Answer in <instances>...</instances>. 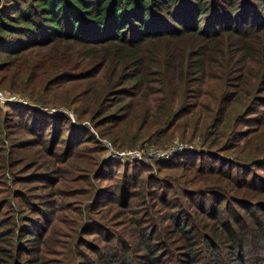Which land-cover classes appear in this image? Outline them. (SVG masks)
Returning a JSON list of instances; mask_svg holds the SVG:
<instances>
[{
  "label": "rangeland",
  "instance_id": "obj_1",
  "mask_svg": "<svg viewBox=\"0 0 264 264\" xmlns=\"http://www.w3.org/2000/svg\"><path fill=\"white\" fill-rule=\"evenodd\" d=\"M49 55L24 58L33 80L49 66L40 86L23 84L18 92L8 82L0 86V220L16 227L30 215L27 203L55 204L39 264H264V224L252 220H264L256 210L264 207V191L257 190L264 185V113L248 110L264 98L253 79L257 69L240 73L235 66L220 74L213 66L210 85L188 82L186 91L150 80L140 97L126 96L120 85L95 115L97 85L65 82L62 74L82 72H72L75 63L62 69ZM164 61L146 72L162 74ZM164 106L170 109L165 122L155 114ZM221 113V125L209 123ZM33 131L41 134L35 138ZM181 221L185 236L175 231ZM223 224L238 238L234 255L222 247ZM37 245L35 238L25 242ZM28 251L23 248L22 260Z\"/></svg>",
  "mask_w": 264,
  "mask_h": 264
},
{
  "label": "trees",
  "instance_id": "obj_2",
  "mask_svg": "<svg viewBox=\"0 0 264 264\" xmlns=\"http://www.w3.org/2000/svg\"><path fill=\"white\" fill-rule=\"evenodd\" d=\"M263 12L264 0H5L0 4V86L8 82L7 87L12 92H18L23 84L39 83L40 86L47 80L49 66L33 80L35 72L24 58L30 55L35 56V60L39 55L52 53L49 55L51 63L58 61L62 69L72 68L75 63L72 72H82L80 77L73 73L62 74L65 82H84L91 88L97 85V95L93 96L97 108L92 114L95 115L101 113L104 99L111 94L112 98L120 85L124 86L123 92L128 90V97L132 94L140 97L146 90L144 84L150 80L157 86L175 82L186 91L188 82H213L215 73H209L213 66L220 74L232 73L235 66L240 68V73L257 69L253 79L264 88ZM256 33L262 36L259 42L251 41ZM223 38L226 39L215 47L207 46L208 41ZM174 41L183 44L174 46ZM215 54L224 56L216 59ZM164 59L162 74L146 72L149 66ZM246 61L249 69L245 68ZM112 81L111 87L106 88ZM146 95L147 92L142 97ZM105 105L113 107L109 101ZM258 107L262 109L258 111ZM248 110H252L250 114L257 111L263 115L264 98H259L258 106ZM169 112L164 106L155 114L165 122L170 118ZM184 115L181 113L177 118ZM221 118L222 113L220 117L216 114L209 118V123L219 126ZM206 119L200 121L204 123ZM30 134L36 138L41 131ZM73 136L75 144L78 143L80 138ZM43 139L38 137L40 142H44ZM258 189L264 191V185ZM51 205L55 207L50 199L27 203L30 215L16 227L0 220V264H39L41 247L45 250L50 245ZM256 210L264 214V207ZM219 220L222 223V219ZM252 220L264 224L261 218L252 217ZM43 221L46 224L41 226ZM181 223L184 222L178 225L176 222L175 231L185 236L187 226L182 227ZM4 224L8 227L2 230ZM223 225L227 229L222 247L234 255L239 252L235 246L238 238L229 237L233 233ZM27 236L29 240L25 239ZM259 236L264 244V232L260 231ZM33 238L38 245L25 247V242ZM23 248L31 250L27 252L26 261L22 260Z\"/></svg>",
  "mask_w": 264,
  "mask_h": 264
},
{
  "label": "built area",
  "instance_id": "obj_3",
  "mask_svg": "<svg viewBox=\"0 0 264 264\" xmlns=\"http://www.w3.org/2000/svg\"><path fill=\"white\" fill-rule=\"evenodd\" d=\"M0 97H1V95H0ZM9 98H10V99H8V100H5V101H8V102H11V101H13L11 97H9Z\"/></svg>",
  "mask_w": 264,
  "mask_h": 264
}]
</instances>
